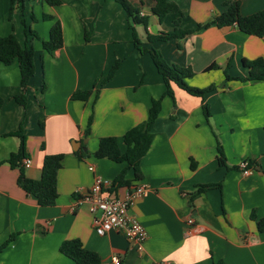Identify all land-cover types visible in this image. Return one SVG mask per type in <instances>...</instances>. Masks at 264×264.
<instances>
[{
    "label": "crops",
    "instance_id": "crops-1",
    "mask_svg": "<svg viewBox=\"0 0 264 264\" xmlns=\"http://www.w3.org/2000/svg\"><path fill=\"white\" fill-rule=\"evenodd\" d=\"M59 1L36 0L30 7L35 18L53 17L33 26L38 37L47 39L53 21L59 20L63 43L48 53L42 42H31L34 75L25 88L17 60L0 63V243L13 236L0 250V264H73L59 251L60 243L70 238L95 251L100 264H111L114 256L120 264H264V81L221 84L224 68L230 76L245 77L242 58L264 59V37L243 33L234 24L218 27L209 22L234 0H170L181 13H169L162 21L151 12L155 0H128L148 18L146 26H135L144 50L140 51L131 43L126 13L115 0ZM239 2L242 15L264 7V0ZM23 6L21 15L26 0ZM18 11L9 18V0H0V35L14 33L24 44L27 37L20 35ZM178 17L179 28L191 29L188 34L148 41V34L167 32ZM151 48L167 63L190 67L189 85L216 88L202 99L171 83L173 97L163 95L162 78L148 58ZM117 59L112 77L100 89H90L94 78L108 72ZM212 63L218 67L206 70ZM213 71L216 74L210 75ZM76 90L92 93L86 100L73 99ZM21 92L24 105L15 100ZM159 97L151 144L139 161L141 176L133 179L132 169L124 176L129 186H148L131 207L147 232L138 252L119 232L98 235L86 206L73 207L95 175L112 182L125 166L93 155L99 138L114 136L123 149L124 132L144 121L152 99ZM202 102L208 106V119ZM89 115L92 121L85 135ZM20 126L30 159V165L23 166L27 177H40L45 154H64L52 206L38 205L17 184L19 170L6 161L19 147V137L11 132ZM217 142L225 157L222 166ZM79 151L88 155L78 156ZM243 160L253 161L248 174L238 167Z\"/></svg>",
    "mask_w": 264,
    "mask_h": 264
},
{
    "label": "trees",
    "instance_id": "trees-1",
    "mask_svg": "<svg viewBox=\"0 0 264 264\" xmlns=\"http://www.w3.org/2000/svg\"><path fill=\"white\" fill-rule=\"evenodd\" d=\"M50 4L60 3L59 0H47ZM120 4L126 13L128 19V25L131 30L132 39L131 43L134 48L144 51L141 48V41L138 33L135 29L136 25H147V16H140L139 10L134 7L128 0H115ZM24 0H9V18L12 17L15 7L23 9ZM239 0L232 1L227 9L210 19V23L216 24L218 27L236 25L240 31L246 34L255 35L258 37H264V7L254 13L248 15H242L239 10ZM151 12L158 17L159 21L169 13H181L180 8L173 1L170 0H155V5L152 7ZM44 19H52L53 17L48 14H43ZM32 18H35L32 16ZM179 17L174 20V26L167 32H160L154 35L147 36L149 42L155 40L167 41L173 38H182L188 34L191 29L179 28ZM209 22L205 23L208 24ZM23 24L24 33H30L33 36L38 37L36 31L28 27L27 21L21 19ZM198 25L197 27H199ZM27 36V35H25ZM90 31L85 30V40L88 41ZM63 43L62 28L59 20H54L48 33V38L42 41V48L52 53L54 50L60 48ZM150 59L157 71L161 76L164 83L163 95L173 97L171 83L176 84L179 88L184 90L190 95L204 98L205 94L214 90L216 86L210 84L206 87H197L189 85L186 79L193 75V71L190 67H184L173 63H167L160 52L151 48L148 50ZM34 48L32 45L24 43L21 44L14 33L7 35H0V63L9 64L14 59L17 60L20 73V85L25 88L30 78L34 75ZM241 64L247 70L245 77L230 76L227 73L226 68L223 69L226 81L238 80V81H264V59L256 57L253 59H241ZM119 65V60H115L106 76L100 80V82L106 83L114 74ZM214 63L206 67V70L217 68ZM102 84V85H103ZM96 85H94L95 87ZM97 87V86H96ZM92 93L91 90H76L72 94L73 99L86 100ZM98 93L96 88L95 94ZM26 96L24 93L15 95V100L20 104H25ZM162 98L152 99L147 118L141 123L129 128L124 132L121 137L124 148H120L118 140L114 136L101 137L98 140V145L93 155L97 158H106L115 162H124L125 166L119 174H117L112 180V187L114 186H129V181L124 178L128 169L133 171V179H137L141 176L139 161L140 158L148 150L152 133L151 127L157 118L161 108ZM202 110L206 117L209 118L208 106L205 102H202ZM92 121V116L89 115L84 134L89 132V127ZM12 135H16L20 139L19 147L15 152H12L7 158V162L11 168H17L19 174L17 176V184L27 193L32 195L37 204L40 206H52L55 204L58 192L56 188L57 172L61 167V161L64 156L63 153L57 154H45L41 173L38 179H32L25 175L22 165V159L27 157L25 151V135L23 128L20 126L18 130L11 132ZM78 156H87L88 151L76 152ZM217 160L220 166L224 165L225 157L221 145L217 142ZM248 164L253 165L252 160H248ZM210 185H204L203 188H207ZM13 238L10 236L7 240L0 243V250L3 249L7 243ZM59 251L70 258L73 264H100L101 259L99 255L92 250L85 248L78 238H70L63 240L59 245Z\"/></svg>",
    "mask_w": 264,
    "mask_h": 264
},
{
    "label": "built area",
    "instance_id": "built-area-1",
    "mask_svg": "<svg viewBox=\"0 0 264 264\" xmlns=\"http://www.w3.org/2000/svg\"><path fill=\"white\" fill-rule=\"evenodd\" d=\"M22 165L28 167L30 159L23 158ZM238 167L244 174L251 171L248 160L241 161ZM88 169L93 170V167L89 166ZM112 186L111 181L95 175L88 190L76 197L73 208L86 206L88 212L92 215V224L98 235H105L111 231L119 232L138 252H141L147 238V232L131 212V207L137 198L144 195L148 190V186L144 182H139L125 187L122 192L115 191L117 186ZM187 221L190 224L193 223L191 218ZM111 264H120L119 258L114 256Z\"/></svg>",
    "mask_w": 264,
    "mask_h": 264
},
{
    "label": "rangeland",
    "instance_id": "rangeland-1",
    "mask_svg": "<svg viewBox=\"0 0 264 264\" xmlns=\"http://www.w3.org/2000/svg\"><path fill=\"white\" fill-rule=\"evenodd\" d=\"M43 1L46 4H50L47 0H43ZM35 3H36V0H26L27 8H26V11L22 15H21V12H23L22 8L20 9V7H15V10L16 9H19V11H18L19 14L21 15V17H22L23 20L27 21L28 27L31 28V29H33V26L35 24H37V23H38L37 26H39L40 24H43L44 21H51L53 19V18L52 19H44L43 17H41V18H32V14H31V11H30V7H31V5H33ZM20 35L22 36V38L25 35H27L25 37H27V44H29V45L31 44V42L33 40H35V42L37 44L42 42V40H41L40 37L33 36L30 33H26L25 34L24 33L23 24H22V31H21ZM38 49H39V47H38ZM35 50L37 51V48ZM148 58L150 60V55H148ZM150 62H151V60H150ZM40 73H41V71L39 70V72H38V75L39 76H40ZM222 73H223V80H222L221 84H225V82H226L225 74H224V72H222ZM106 74H107V71L105 73H102L101 72L100 74H98L94 78V80L92 81V83H90V89H93L94 85H96L100 89L101 86H102V84H103V82H100V79H103L106 76ZM209 74L210 75H213V74H216V73L213 71V72H210ZM38 75H37V79L36 80H39L38 79ZM38 85H40V81L38 82ZM40 92L42 93V90H38L37 94H40Z\"/></svg>",
    "mask_w": 264,
    "mask_h": 264
}]
</instances>
